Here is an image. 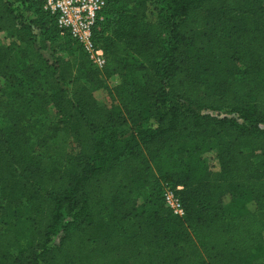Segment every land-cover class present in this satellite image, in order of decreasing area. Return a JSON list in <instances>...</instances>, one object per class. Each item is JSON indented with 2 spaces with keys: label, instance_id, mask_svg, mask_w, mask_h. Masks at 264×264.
Returning a JSON list of instances; mask_svg holds the SVG:
<instances>
[{
  "label": "trees",
  "instance_id": "16d2710c",
  "mask_svg": "<svg viewBox=\"0 0 264 264\" xmlns=\"http://www.w3.org/2000/svg\"><path fill=\"white\" fill-rule=\"evenodd\" d=\"M101 15L100 70L40 2L0 0V264H264V0Z\"/></svg>",
  "mask_w": 264,
  "mask_h": 264
},
{
  "label": "built area",
  "instance_id": "2783aa9c",
  "mask_svg": "<svg viewBox=\"0 0 264 264\" xmlns=\"http://www.w3.org/2000/svg\"><path fill=\"white\" fill-rule=\"evenodd\" d=\"M40 2L42 8L55 16L60 34H68L70 39L87 55L92 64L103 69L106 58L102 48L94 45L92 31L98 21L102 20L101 10L104 0H33ZM176 189L163 184L165 205L178 216L184 215V208L179 200Z\"/></svg>",
  "mask_w": 264,
  "mask_h": 264
},
{
  "label": "rangeland",
  "instance_id": "374dc122",
  "mask_svg": "<svg viewBox=\"0 0 264 264\" xmlns=\"http://www.w3.org/2000/svg\"><path fill=\"white\" fill-rule=\"evenodd\" d=\"M2 43L6 42V38L2 34ZM48 54V51L45 52ZM97 85L93 88L92 94L98 103L106 106L115 104L114 87L122 82L121 74H114L106 77L103 73L96 74ZM9 107H7V99L4 94V81L0 78V125L8 124ZM207 163L212 170H218V160L215 150H211L206 154ZM264 216V211L261 213Z\"/></svg>",
  "mask_w": 264,
  "mask_h": 264
}]
</instances>
